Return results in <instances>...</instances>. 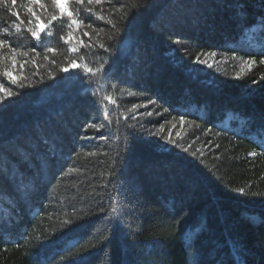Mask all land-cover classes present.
Returning a JSON list of instances; mask_svg holds the SVG:
<instances>
[{
    "label": "trees",
    "instance_id": "trees-1",
    "mask_svg": "<svg viewBox=\"0 0 264 264\" xmlns=\"http://www.w3.org/2000/svg\"><path fill=\"white\" fill-rule=\"evenodd\" d=\"M144 5H0V264H264V0Z\"/></svg>",
    "mask_w": 264,
    "mask_h": 264
},
{
    "label": "snow or ice",
    "instance_id": "snow-or-ice-1",
    "mask_svg": "<svg viewBox=\"0 0 264 264\" xmlns=\"http://www.w3.org/2000/svg\"><path fill=\"white\" fill-rule=\"evenodd\" d=\"M52 4L54 5L55 10L59 13V16L53 15L51 19L48 21L47 24L42 23L40 16H37L35 12H33L31 9H29V12H31L32 16L35 18L36 21V26L35 30L29 28L28 31L31 33V37L34 41L36 42H41L44 37H49L52 35V33L48 30L49 25H51L54 21H57L58 19L63 20L65 17L69 20L70 25H76L77 27L79 26L82 21H79L74 18L73 11L71 10V0H51ZM78 2L82 3L83 0H78ZM89 3L92 2V0H88ZM17 3V0H11V4L15 6ZM29 3L32 4H40L41 0H29ZM0 5H4L7 7L8 5V0H0ZM63 5V7H62ZM147 6V0H145V5ZM17 18L19 19V13H15ZM8 28H4L5 34L8 33ZM16 31L19 32L21 31L19 25H16ZM43 34V35H42ZM87 35V34H85ZM63 39V37H61ZM68 39H72V34H68ZM6 41L4 39H0V49H2L5 45ZM103 47V46H102ZM15 51V49H12ZM35 50V49H33ZM48 51H54L53 49H48ZM13 63L15 64V60H13ZM194 63H207V61H201L199 57L194 61ZM211 66V65H209ZM67 71V69H65ZM91 71V70H89ZM4 75L7 76L9 79H12V73L5 70ZM3 85L0 84V88H2ZM9 95H13V93H9ZM0 99H4V97L0 96ZM243 191V189H241ZM66 224H70V221H66Z\"/></svg>",
    "mask_w": 264,
    "mask_h": 264
},
{
    "label": "rangeland",
    "instance_id": "rangeland-1",
    "mask_svg": "<svg viewBox=\"0 0 264 264\" xmlns=\"http://www.w3.org/2000/svg\"><path fill=\"white\" fill-rule=\"evenodd\" d=\"M62 7H63V5H62Z\"/></svg>",
    "mask_w": 264,
    "mask_h": 264
}]
</instances>
